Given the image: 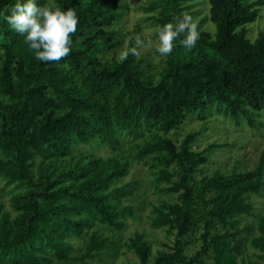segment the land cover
<instances>
[{"label":"trees","instance_id":"obj_1","mask_svg":"<svg viewBox=\"0 0 264 264\" xmlns=\"http://www.w3.org/2000/svg\"><path fill=\"white\" fill-rule=\"evenodd\" d=\"M55 1L61 10L72 8L79 23L70 55L45 63L4 19L23 0H0V175L27 187L14 200L18 218L10 222L6 213L0 216V264L46 263L48 251L63 262L98 256L104 242L96 236L80 257L69 256L65 239L95 221L118 228L119 218L130 211L98 193L124 175L126 166L84 158L85 164L72 163L63 172L39 168L35 176L36 157L44 162L68 156L73 146L95 139L116 145L122 133L136 138L154 126L168 134L191 114L205 119L215 111L237 125L246 121L256 127L264 112V32L250 41L246 28L258 18L264 0H209L214 34L199 32L191 50L181 45V35L158 81L145 76L135 56L113 63L97 56L115 46L117 32L106 28L120 19L123 0ZM188 1L155 0L148 10H158L153 19L162 27L190 15ZM195 138L189 134L177 146L159 136L138 150L140 159L157 157L164 166L157 180L177 195V202L155 207L152 221L156 228L176 231L171 251L160 252L151 263L150 243L136 234L131 247L138 264H205L209 257L214 264H236L237 235L227 228L234 226L233 219L251 214L245 196L263 191L264 156L253 170L197 179L208 158L207 150H192ZM199 230L200 250L188 256L186 238ZM258 246L264 251V221Z\"/></svg>","mask_w":264,"mask_h":264},{"label":"rangeland","instance_id":"obj_2","mask_svg":"<svg viewBox=\"0 0 264 264\" xmlns=\"http://www.w3.org/2000/svg\"><path fill=\"white\" fill-rule=\"evenodd\" d=\"M90 0H83L84 3ZM155 0H123L120 9L121 17L106 30L117 32L115 46L102 53H98L101 62H120L117 57L120 51L126 46H135L134 37L140 35L146 42L152 44L140 49V56L136 61L146 77L158 81L166 63V57L156 51L158 44L159 25L154 22L158 10H148L149 5ZM188 5L193 21L198 25L199 32H207L211 35L215 32V25L210 21L209 0H191L185 3ZM58 7L55 0H43L40 6ZM247 37L254 41L260 32H264V5L260 8L258 18L246 25ZM2 61V50H0V65ZM0 98L4 99L0 94ZM256 127L250 126L246 121L240 125L230 119L213 111L205 119H199L198 115H189L177 128L164 134L158 127L143 128L141 136L133 138L122 133L119 143L108 145L101 139H95L90 144H77L73 146L71 155L42 162L36 157L32 166L33 174L36 176L39 168H53L57 172H63L75 162L85 164L86 160L100 159L102 161L115 160L118 164L126 166L124 175L114 178L108 182L106 187L100 191L107 197L110 204L119 207H129L130 211L125 212L120 218L118 228H112L98 221L85 228L78 236H71L65 239L70 247V257H80L85 251L87 244L94 235L103 240L104 247L98 256L85 259L84 261L63 262L57 260L51 251L46 256L50 261L42 264H138L139 258L131 247V239L136 234H142L144 239L150 243L151 263L155 261L162 251H171L175 242L174 230L167 227L156 228L152 225L155 217L154 209L162 204L177 202V195L167 193L166 189L170 184L157 180L159 170L164 168L155 155L143 159L138 157L139 148L146 142L152 141L159 136L170 138L177 146L189 134H196L192 143V150L201 152L207 150L208 161L199 167L196 178L212 176L218 172L223 175L231 174L234 171H250L259 163L264 156V112L257 116ZM111 170V169H110ZM122 190V191H121ZM27 187L19 186L17 183H8L0 175V203L2 213H6L8 220L14 222L19 212L14 208V200L19 195H24ZM246 202L251 204L252 212L249 215H241L233 219L234 226L227 230L237 235L236 243L239 244L235 252L236 264H264V251L258 246L261 237V225L264 221V189L258 194L245 196ZM78 219V217H76ZM221 231L225 229L221 228ZM201 231L194 232L186 238L185 253L188 256L194 255L200 250ZM205 264H214L213 258L205 259Z\"/></svg>","mask_w":264,"mask_h":264},{"label":"clouds","instance_id":"obj_3","mask_svg":"<svg viewBox=\"0 0 264 264\" xmlns=\"http://www.w3.org/2000/svg\"><path fill=\"white\" fill-rule=\"evenodd\" d=\"M4 19L12 30L24 36L25 43L35 52L38 61L59 63L70 55L72 37L79 23L72 8L61 10L59 7L40 6L35 0H23L15 3ZM173 19L174 23H166L158 31L156 51L163 57L173 52L174 41L181 35L184 38L180 43L188 50L196 46L200 37L198 25L191 15L184 13L182 18ZM134 40L135 46H126L118 54L120 62L126 61L130 55L139 57L140 49L152 44L151 40L146 42L140 35H136Z\"/></svg>","mask_w":264,"mask_h":264}]
</instances>
